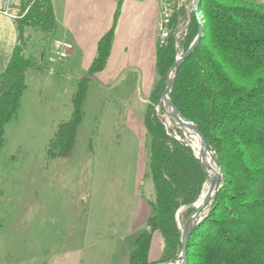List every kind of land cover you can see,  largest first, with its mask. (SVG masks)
<instances>
[{
	"label": "trees",
	"instance_id": "16d2710c",
	"mask_svg": "<svg viewBox=\"0 0 264 264\" xmlns=\"http://www.w3.org/2000/svg\"><path fill=\"white\" fill-rule=\"evenodd\" d=\"M21 4L22 11L28 9L16 21V44L1 76L0 153L4 128L21 109L26 73L36 69L24 56L30 41L25 32L48 37L55 29L51 0H21ZM199 13L202 36L175 73L170 100L180 116L202 133L222 180L213 203L188 237L186 264H264V0H201ZM185 22L183 10L174 13L169 36L156 49V80L143 118L153 214L145 222L148 231L135 239L128 264H165L179 257L177 213L185 210L184 222L207 178L183 131L172 121V127H166L164 112L155 111L169 69L198 34L191 13L185 33L176 41L179 25ZM113 29L100 39L87 74L77 81L70 119L56 127L46 146L50 160L67 157L75 147L88 85L106 66ZM154 234L162 240L155 261L150 260Z\"/></svg>",
	"mask_w": 264,
	"mask_h": 264
},
{
	"label": "rangeland",
	"instance_id": "374dc122",
	"mask_svg": "<svg viewBox=\"0 0 264 264\" xmlns=\"http://www.w3.org/2000/svg\"><path fill=\"white\" fill-rule=\"evenodd\" d=\"M165 1L173 15L183 10L189 21L192 0ZM43 43L33 38L26 57L36 63ZM44 56L39 71L50 70ZM64 65L51 68L61 72ZM33 75L0 153V264H127L153 214L149 139L143 127L148 99L132 80L121 87L117 81L105 86L92 80L73 151L50 160L45 149L55 132L52 125L69 120L65 113L71 110L75 79L85 75L75 74L71 81L61 73L46 85L41 72ZM52 99L53 113H46V106L42 113L37 110L36 104ZM159 109L171 128L167 107ZM184 212L177 218L180 227ZM156 239L154 234L151 260L158 253ZM177 259L165 264H177Z\"/></svg>",
	"mask_w": 264,
	"mask_h": 264
},
{
	"label": "crops",
	"instance_id": "0c3cea01",
	"mask_svg": "<svg viewBox=\"0 0 264 264\" xmlns=\"http://www.w3.org/2000/svg\"><path fill=\"white\" fill-rule=\"evenodd\" d=\"M164 2L165 0H51L55 20L54 31L48 37L31 30L25 32V35L30 38L24 51L25 57L33 38L34 40H44V43L43 53L39 54L38 61L34 63L36 69L26 73V89L21 105L28 80L36 72L43 74L42 80L45 81L43 83L45 85L55 82L53 77L61 76V73L64 76L68 75L67 78L69 77L71 81L75 74L86 75L96 55L98 42L112 26H114L112 45L106 66L103 71L95 74L89 84L96 79L105 86L117 81L121 87L127 86L132 80L137 84L138 92H143L144 97L148 99L156 80L157 25L160 9ZM21 5L20 1V7ZM116 13L117 17H115ZM56 38H64L69 41L73 46V51L64 63L61 72H57L51 67L49 71H39L46 57L44 55H48L50 51L51 41ZM16 39V21L0 15V85L1 76L12 56ZM82 78H76V84ZM53 101L54 99L41 101L36 104V108L42 113L43 109L40 110V108L46 106L44 111L48 114L53 113L55 111L52 108ZM71 113L72 106L71 110L66 108L65 119H70ZM9 124L4 128V135ZM59 124L62 122L52 125L53 131ZM155 235L158 253L153 261L160 257L162 250V240L158 234Z\"/></svg>",
	"mask_w": 264,
	"mask_h": 264
},
{
	"label": "water",
	"instance_id": "95a60500",
	"mask_svg": "<svg viewBox=\"0 0 264 264\" xmlns=\"http://www.w3.org/2000/svg\"><path fill=\"white\" fill-rule=\"evenodd\" d=\"M201 0H192L191 1V13L196 18V21L199 25L198 34L193 41V43L190 45L189 49L184 53L180 54L176 57L174 64L171 69H169L167 75H166V83H165V90L163 95L161 96L159 102L157 103V106H160L162 102H164L165 106L168 109V113L170 116V120L186 135L187 131L194 134L198 138V146L199 150L198 153L195 152V157L200 161L201 167L203 171L206 173V181L202 187V191L204 187L206 186V195L205 200L201 207H196V204L199 200V198L202 195V192L198 198V200L192 205L193 211L187 216L185 221L183 222L182 227L178 225L180 229V242H181V252L179 254V257L177 259L179 264H186L187 263V240L194 228L197 226V224L201 221L202 215L209 209L211 204L213 203V200L215 198V195L219 189L220 182L222 180V171L219 165L217 164V160L214 156V153L211 152V150L208 148L204 137L202 133L198 130V128L190 123L189 121H186L183 119L180 114L178 113L177 109L173 105V103L170 100V92L171 88L174 82L175 73L178 71L181 64L184 62L186 58L190 56V54L193 52V50L196 48L201 36H202V18L199 13V6H200ZM190 22V18L188 21V24ZM188 26V25H187ZM187 29V27H186ZM186 31V30H185ZM167 127V124H166ZM193 149V148H192ZM209 156L215 163V167L218 169V179L216 182L212 181V179L209 177L208 172L206 170V157ZM179 211L177 213L176 219L178 218Z\"/></svg>",
	"mask_w": 264,
	"mask_h": 264
},
{
	"label": "built area",
	"instance_id": "2783aa9c",
	"mask_svg": "<svg viewBox=\"0 0 264 264\" xmlns=\"http://www.w3.org/2000/svg\"><path fill=\"white\" fill-rule=\"evenodd\" d=\"M21 0H1L0 15H3L13 21L22 18L27 12L28 8L23 11L20 7ZM173 16V8L168 2H164L160 9L158 25H157V46L162 47L169 36V27ZM185 33V30H179L175 39L178 41L179 37ZM73 51L72 44L64 38H56L51 41V48L47 55V64L50 67L64 64ZM46 61V60H45ZM177 264L178 261L176 262Z\"/></svg>",
	"mask_w": 264,
	"mask_h": 264
},
{
	"label": "bare ground",
	"instance_id": "6f19581e",
	"mask_svg": "<svg viewBox=\"0 0 264 264\" xmlns=\"http://www.w3.org/2000/svg\"><path fill=\"white\" fill-rule=\"evenodd\" d=\"M161 105L163 106L164 105V102H162L161 103ZM166 109V108H165ZM166 115H167V117H168V119H170V116H169V113H168V111L166 110ZM166 117V116H165ZM166 119V118H165ZM187 134V136H189L192 140H193V142H194V147L195 148H198V138L194 135V134H192V133H190L189 131H187L186 132ZM184 135V134H183ZM192 143V142H191ZM199 149V148H198ZM197 150H195V152H196ZM198 152V151H197ZM206 170H207V172H208V175H209V177L212 179V181H214V182H216L217 181V179H218V177H219V175H218V172H217V168L214 166V164H213V162H212V159L209 157V156H207L206 157ZM205 195H206V186L204 187V189H203V191H202V195H201V197L199 198V200H198V202H197V204H196V207H201L202 206V204H203V202H204V200H205Z\"/></svg>",
	"mask_w": 264,
	"mask_h": 264
}]
</instances>
